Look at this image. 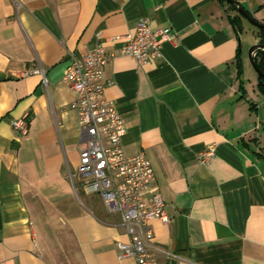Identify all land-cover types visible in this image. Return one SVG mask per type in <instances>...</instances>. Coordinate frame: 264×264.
Listing matches in <instances>:
<instances>
[{
	"label": "crops",
	"instance_id": "0c3cea01",
	"mask_svg": "<svg viewBox=\"0 0 264 264\" xmlns=\"http://www.w3.org/2000/svg\"><path fill=\"white\" fill-rule=\"evenodd\" d=\"M237 2L264 24V0ZM234 14L217 0H0V264H134L116 249L119 216L78 182L61 78L96 46L113 57L104 94L123 151L148 159L149 193L166 205L169 221L149 223L156 264H264V96L248 59L259 39ZM140 20L174 36L143 66L119 54ZM23 117L19 136L10 121Z\"/></svg>",
	"mask_w": 264,
	"mask_h": 264
},
{
	"label": "built area",
	"instance_id": "2783aa9c",
	"mask_svg": "<svg viewBox=\"0 0 264 264\" xmlns=\"http://www.w3.org/2000/svg\"><path fill=\"white\" fill-rule=\"evenodd\" d=\"M169 29L153 30L148 21L140 20L133 34L126 35L119 54L143 66L160 58V47L172 42ZM101 46L80 58L69 56L61 81L73 93L69 108L77 114L80 137L78 182L86 194L100 197L105 209L119 216L126 242L117 243L120 258H131L134 264H156L153 232L149 223L169 221L166 205L157 191L149 193L154 181L148 159L139 153L127 156L121 139L126 127L114 103L105 97L103 67L111 60ZM12 130L26 136L25 117L11 120ZM211 150L200 162L211 157ZM73 184V179L70 177Z\"/></svg>",
	"mask_w": 264,
	"mask_h": 264
},
{
	"label": "trees",
	"instance_id": "16d2710c",
	"mask_svg": "<svg viewBox=\"0 0 264 264\" xmlns=\"http://www.w3.org/2000/svg\"><path fill=\"white\" fill-rule=\"evenodd\" d=\"M232 1L238 4L237 2L238 0H232ZM221 5L225 6L228 11L235 13L232 17H229V21L238 32H241L242 31L241 19L243 18L237 13L236 7L234 5H228L225 2H222ZM255 34L256 37L259 39V44H264V24H262V27L255 29ZM253 59L257 68L262 73H264V50H256ZM235 63L237 68V77L241 82L240 77L242 75V63H241L239 51L236 54ZM258 81H259L258 91L262 96H264V79L258 78Z\"/></svg>",
	"mask_w": 264,
	"mask_h": 264
},
{
	"label": "water",
	"instance_id": "95a60500",
	"mask_svg": "<svg viewBox=\"0 0 264 264\" xmlns=\"http://www.w3.org/2000/svg\"><path fill=\"white\" fill-rule=\"evenodd\" d=\"M220 3L225 2L228 5H234L236 7L237 13L245 20L247 21V23H249L250 25L256 27V28H260L262 27V24L259 23L252 15H249L242 7H240L239 4L234 3L232 0H217ZM256 50H264V44H257L254 45L253 47H251V49L248 51V59L249 62L251 64V66L253 67V69L255 70V72L257 73L258 78L260 79H264V73H262L256 66L254 59H253V53Z\"/></svg>",
	"mask_w": 264,
	"mask_h": 264
},
{
	"label": "rangeland",
	"instance_id": "374dc122",
	"mask_svg": "<svg viewBox=\"0 0 264 264\" xmlns=\"http://www.w3.org/2000/svg\"><path fill=\"white\" fill-rule=\"evenodd\" d=\"M250 69H252L251 71H252L253 75H254V76H257V74L255 73V71L253 70V68H250ZM257 86H258V83H257V84L255 83V84H254V88H255L254 90L257 89ZM250 90H251V89H250ZM262 111H264V110H261V113H262Z\"/></svg>",
	"mask_w": 264,
	"mask_h": 264
}]
</instances>
